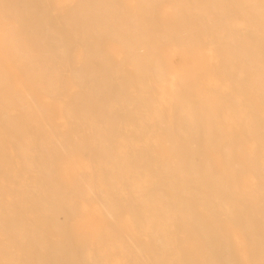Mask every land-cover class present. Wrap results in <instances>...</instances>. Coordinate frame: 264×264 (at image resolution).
Returning a JSON list of instances; mask_svg holds the SVG:
<instances>
[{"label":"bare ground","instance_id":"bare-ground-1","mask_svg":"<svg viewBox=\"0 0 264 264\" xmlns=\"http://www.w3.org/2000/svg\"><path fill=\"white\" fill-rule=\"evenodd\" d=\"M11 2V8L6 7L8 0L1 2L5 9L2 15L29 17L33 21L31 24L37 27L31 29L29 24L23 32L41 46L36 55H29L25 52L27 43L15 41L20 38V31L5 28L4 41L14 42L8 47L11 53L5 56L22 68V72L35 73L38 77L35 78L44 86L12 88L7 84L11 80L7 78L8 71L3 61L0 62V151L5 149L1 138L7 135L4 140L11 143L16 154L14 158L0 159L1 193L9 194L12 199L10 203L0 199V229L10 241L21 242L19 247L0 242V264H244L236 255L230 256L228 247L219 245L212 237L215 222L205 223L197 216L183 215L186 209L180 197L187 196L196 200L207 198L214 209H223L237 217L245 229L256 231V223H264V217L257 221L256 203L246 198L249 194H243V202H236V189L239 188L233 183L235 181H222L209 172H205L203 179L198 178L200 171L197 168L202 158L196 151L193 137L187 142L181 140L180 148L177 143L170 142L174 163L157 164L158 170L153 171L151 149H138L140 143L130 140L129 133L123 134L125 138L120 135L128 120L139 138H144L150 127L144 125L142 115L130 107L126 94L118 89L109 95L110 92H104L105 86L96 85L109 79L83 76L94 73L91 67L72 70L76 74L75 81L87 83L89 87L82 95L75 94L63 107L67 126L62 129L49 123L56 111L52 104L50 107L38 98L41 95L48 100L45 92L57 94L53 89L65 80L61 77L63 69L56 68L55 60L60 57L69 21L57 22L56 28L49 32L47 19L39 9L28 6L30 0ZM260 47L255 44L239 48L247 66L264 68ZM39 65L43 67L39 68ZM257 78L252 79L254 86ZM34 80L26 78L27 82ZM262 80L264 82V77ZM39 87L43 91L38 90ZM57 96L62 97L59 93ZM256 96L264 104V86L257 89ZM117 100L119 108L113 104ZM10 107L18 109L16 117L8 111ZM253 115L256 116V110ZM246 117L241 120L245 122ZM254 121L253 125L243 124L244 133L227 139L222 147L228 173L237 166H230L233 160L227 158L230 144L240 150L250 145L246 162L255 177L257 174V190L264 195V132L256 133L264 131V124L256 126V119ZM50 131L56 134L55 137L48 135ZM184 145L186 150H183ZM73 154L87 157L91 167L78 170L75 180L67 186H52L51 165L57 166ZM71 167L75 166L72 164ZM254 191L256 193V186ZM58 206L63 207L67 214L65 218L73 214L75 217L84 207H96L103 219L95 226L98 228L103 224V227L93 234L92 227L87 228L81 240L77 243L75 239L73 243V238L53 213ZM22 208L30 210L33 216L29 226ZM126 211L132 220L130 229L123 227L122 217ZM184 218L190 219L188 234L197 240L187 256L178 251L175 235L178 236L176 225ZM245 241L251 245L261 239L250 235ZM88 242L97 246L89 248ZM247 251L250 255L248 264H256V246H249Z\"/></svg>","mask_w":264,"mask_h":264},{"label":"rangeland","instance_id":"rangeland-1","mask_svg":"<svg viewBox=\"0 0 264 264\" xmlns=\"http://www.w3.org/2000/svg\"><path fill=\"white\" fill-rule=\"evenodd\" d=\"M2 1L7 0H0V62L3 61L8 71L7 78L11 79L7 84L16 89L44 86L40 79L35 78V73H28L26 69L27 72H22V68L5 56L11 53L8 47L14 45L13 41H4L5 28L20 31V38L15 41L26 42L28 47L25 52L29 55H36L41 45L34 43L23 32L30 25L31 29L37 27L32 25L33 21L24 15L4 17ZM30 1L28 6L39 9L40 14L47 19L49 32L56 28L57 22L69 21L65 27L60 57L55 60L56 68L63 69L61 77L65 80L53 90L62 97L53 92H45L48 100L41 95L38 98L50 107L52 104L56 111L49 123L62 129L67 126L63 107L75 94L82 95L89 87L87 83L76 82V74L72 70L91 67L94 73H85L83 76L109 79L107 82H97L96 85L105 86L104 92H110L109 95L118 89L126 94L130 107L142 115L143 124L150 127L146 136L139 138L135 136L137 132L128 120L120 135L125 138L123 134L129 133L130 140L140 143L138 149H151L150 153L154 157L153 171L158 170L157 164L174 163L175 156L170 142L177 143V148H180L181 140L187 142L193 137L196 151L202 158L197 168L200 171L198 178L203 179L205 172H209L222 181H235L233 183L239 188L236 189V202H243V194H249L246 198L256 203L257 221L264 217V195L257 190L259 179L257 174L255 177L245 157L250 145L240 150L230 144L227 158L233 160L230 166H237L234 169L232 167L233 171L228 173L229 167L222 147L227 139L244 133L241 128L243 124L253 125L254 119L256 126L264 124V104L256 96L257 89L264 86V68L247 66L239 49L242 45L258 44L264 61V0ZM11 3L8 0L6 7L11 8ZM96 53H99L98 57ZM42 67L39 65V68ZM255 76L258 77L256 86L252 83ZM26 78L35 80L27 82ZM37 89L43 91L42 87ZM118 102H113L116 108H119ZM17 110L10 107L8 111L16 117ZM255 110L256 116L253 115ZM245 116L246 121L243 122L241 119ZM120 122L124 120L121 118ZM260 132L264 131H256ZM53 134L52 131L48 133L50 137H55L56 134ZM5 137L7 135L1 138L5 149L0 151V159L14 158L16 154L11 143L5 142ZM186 149L184 145L183 150ZM90 167L87 157L73 154L57 166L51 165V185L67 186L75 180L78 170ZM255 186L256 193H253ZM1 191L0 199L10 203L11 196ZM180 198L186 209L183 215L189 214V218L197 216L205 223L215 222L212 237L219 245L228 247L230 256L236 255L239 262L248 264L250 255L247 250L249 246H256V264H264V223H256V231L245 229L236 220L237 217L223 209H214L207 198ZM58 208L53 213L61 227L63 225L71 235L73 243L75 239L77 243L81 240L87 228L92 227L93 234L103 227V224H99L98 228L95 226L96 222L103 219V214L96 207H84L75 217L73 214L66 218L63 207ZM22 211L29 226L33 216L30 210L22 208ZM189 218H184V221L176 225L178 236L175 233L178 251L186 256L197 243L195 237L188 234ZM122 222L125 229L133 227L129 211L124 213ZM5 235L0 229L2 244L21 246V242L10 241ZM250 235L260 238L261 242L248 245L245 239ZM88 245L91 248L95 244L88 242Z\"/></svg>","mask_w":264,"mask_h":264}]
</instances>
